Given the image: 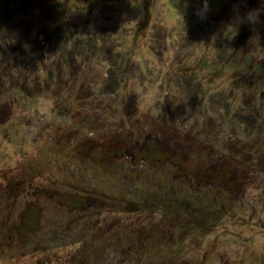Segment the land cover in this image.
<instances>
[{
  "label": "rangeland",
  "instance_id": "rangeland-1",
  "mask_svg": "<svg viewBox=\"0 0 264 264\" xmlns=\"http://www.w3.org/2000/svg\"><path fill=\"white\" fill-rule=\"evenodd\" d=\"M202 9L0 0V264H264V0Z\"/></svg>",
  "mask_w": 264,
  "mask_h": 264
},
{
  "label": "clouds",
  "instance_id": "clouds-1",
  "mask_svg": "<svg viewBox=\"0 0 264 264\" xmlns=\"http://www.w3.org/2000/svg\"><path fill=\"white\" fill-rule=\"evenodd\" d=\"M207 10H208V0H203V9L201 11H207ZM240 22L241 23L247 22L248 24H252V25L260 23L261 22L260 10L259 9L249 10L247 13L243 14L240 17Z\"/></svg>",
  "mask_w": 264,
  "mask_h": 264
}]
</instances>
